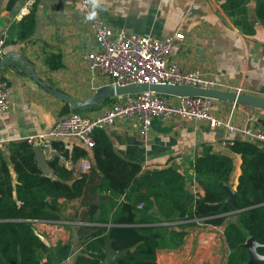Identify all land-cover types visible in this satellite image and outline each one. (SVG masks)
Returning a JSON list of instances; mask_svg holds the SVG:
<instances>
[{
	"label": "crops",
	"instance_id": "1",
	"mask_svg": "<svg viewBox=\"0 0 264 264\" xmlns=\"http://www.w3.org/2000/svg\"><path fill=\"white\" fill-rule=\"evenodd\" d=\"M222 2L100 0L95 10L114 33L124 30L126 33L149 35L154 40L182 33L184 39L174 40L168 61L183 70H198L206 77L217 79L218 90L239 91L264 99V26L255 16V0H249L246 7V19L252 30L235 27L232 18L223 12ZM7 4L8 0H0V31L7 34L4 53L22 57L44 83L76 100L88 99L99 88L110 84L107 76L91 73L84 58L88 52L97 50L98 44L79 8V0H37L30 9L25 7V0H15L10 7ZM30 11L34 13V28L30 36L22 37L19 24ZM11 65L0 71V78L7 82L10 91V108L0 114L1 147L46 132L64 116L63 108H69L44 89L20 64L17 68ZM114 100L115 97L106 98L80 113L94 118L109 108ZM71 111L69 108V113ZM210 111L223 120H229L231 125L264 129L262 109L212 99ZM99 130L105 133L113 150L123 160L138 163L142 172L171 166L187 178L189 191L201 196L204 192L195 181L192 162L210 151L230 154L233 169L226 185L236 193L241 158L230 152L227 141L243 139L238 132L213 128L205 121L179 117L163 119L159 116L152 118L146 137L141 134L137 118L117 119ZM54 142V157L65 168L73 169V175L80 174L76 170L79 160L86 159L93 164L90 148L82 146L76 139ZM254 142L264 150V141ZM73 147L87 151L88 157L72 162ZM63 152L68 154L67 158ZM89 173L92 183L83 196L59 199L57 220L34 223L37 231L52 236L49 247L58 242L71 243V256L61 264H72V257L80 250L84 238L80 230L100 225L96 221L100 210L90 213L88 207L99 199L90 187L96 185L102 175ZM47 174H52L50 168ZM105 213L103 210L102 214ZM231 213L236 214L237 211ZM217 246H223L227 255L222 227L199 223L189 228L178 248L158 249L156 262L215 263ZM102 264H108V259Z\"/></svg>",
	"mask_w": 264,
	"mask_h": 264
},
{
	"label": "trees",
	"instance_id": "2",
	"mask_svg": "<svg viewBox=\"0 0 264 264\" xmlns=\"http://www.w3.org/2000/svg\"><path fill=\"white\" fill-rule=\"evenodd\" d=\"M14 1L8 0L7 7ZM248 2L223 0L221 4L233 25L242 30H252L246 19ZM254 7L257 20L264 26V0H255ZM34 21L32 11L24 16L19 24L22 37L31 35ZM62 113L68 114L69 108L65 106ZM93 139L91 169L77 175L58 163L57 157L47 161L52 174H44L26 140L0 146V264H61L71 256L69 241L46 247L34 234V223L57 220L60 198L83 196L92 183L89 172L102 175L90 187L99 199L88 207L90 213L100 210L96 218L100 225L80 230L84 238L72 264H102L108 259L106 236L113 250L126 251L108 259V264H158L157 250L178 248L189 228L199 223L222 227L228 250L223 264H247L246 241L264 242V150L254 141H227L230 152L241 158L236 186L240 211L233 214L224 189L233 169L230 154L210 151L192 162L195 181L204 192L201 196L189 191L185 176L175 168L142 172L138 163L116 154L102 130L94 131ZM72 152V162L88 157V152L78 147ZM62 155L68 157L66 152ZM256 250L264 255V245Z\"/></svg>",
	"mask_w": 264,
	"mask_h": 264
},
{
	"label": "built area",
	"instance_id": "3",
	"mask_svg": "<svg viewBox=\"0 0 264 264\" xmlns=\"http://www.w3.org/2000/svg\"><path fill=\"white\" fill-rule=\"evenodd\" d=\"M37 0H25L30 9ZM79 8L89 28L94 34L98 49L88 52L84 58L91 73L108 77L110 84L123 86L132 83L157 85H188L203 89H217V79L206 77L198 70H183L176 63L168 61L174 40H183L182 33H175L163 40H154L149 35L126 33L119 30L114 33L101 18L89 0H79ZM95 11L92 20L87 19ZM6 31H0V59L4 55ZM237 93H240L237 91ZM9 87L0 78V114L10 108ZM212 99L207 97L166 96L154 92H137L115 96L102 114L91 118L78 112H70L58 118L46 132L26 137V142L38 146L46 161L56 154L53 142L58 139H76L82 146L91 148L94 144L93 133L103 129L117 119L137 118L143 137L149 130L152 118H182L189 121H205L210 127L221 128L240 133L250 141H264V129L231 125L210 111ZM226 142H223L225 144ZM91 163L79 160L76 170L87 173Z\"/></svg>",
	"mask_w": 264,
	"mask_h": 264
},
{
	"label": "water",
	"instance_id": "4",
	"mask_svg": "<svg viewBox=\"0 0 264 264\" xmlns=\"http://www.w3.org/2000/svg\"><path fill=\"white\" fill-rule=\"evenodd\" d=\"M11 63H15V65H11ZM20 64L24 70L30 74L39 84H41L44 89H46L49 93L53 94L56 98L62 100L65 104L69 106L71 110L74 109H84L89 107L90 105L98 104L102 102L104 99L109 97H115L124 94H132L137 92H154L166 96H177V97H207L215 100H224L229 101L231 103L247 105L250 107H254L257 109L264 110V99L243 94L237 92H229L218 89H203L196 88L188 85H157V84H147V83H132L123 86H118L114 84H108L104 87L99 88L95 93L85 100H76L68 96L67 94L59 91L58 89L51 88L47 83H44L35 73L34 69L31 67L30 63L22 57H18L13 55L12 53H4L3 57L0 59V71L6 67L11 65L13 68H17L18 64ZM17 64V65H16ZM246 141H250L246 139ZM34 152L35 161L39 167V169L47 174L49 172V167L47 165V161L43 156L42 150L38 146L32 147ZM185 185H189V181L185 178ZM224 189L228 194V198L226 202H228L233 211H240L239 205L236 200V193L230 189L229 186L224 185ZM34 234L39 238V240L46 246L49 247L50 243L47 238H45L40 232H38L35 228H33ZM264 242H257L256 240L249 238L245 247L248 249L249 258L247 264H258L259 260H264V255H261L257 252L258 246H263ZM126 253L123 251H115L110 246L109 236L105 238V254L108 259H115L117 256L124 255Z\"/></svg>",
	"mask_w": 264,
	"mask_h": 264
},
{
	"label": "rangeland",
	"instance_id": "5",
	"mask_svg": "<svg viewBox=\"0 0 264 264\" xmlns=\"http://www.w3.org/2000/svg\"><path fill=\"white\" fill-rule=\"evenodd\" d=\"M36 229V228H35ZM39 232V231H38ZM42 234V233H41ZM45 238H47L48 242L50 243V239L52 236L50 235H45V234H42ZM195 250V249H194ZM211 250V249H210ZM216 254L215 256L216 259H215V263H208V264H223L224 263V260L226 258V251H225V248L223 246H217V250H216ZM203 262H204V259H203Z\"/></svg>",
	"mask_w": 264,
	"mask_h": 264
},
{
	"label": "clouds",
	"instance_id": "6",
	"mask_svg": "<svg viewBox=\"0 0 264 264\" xmlns=\"http://www.w3.org/2000/svg\"><path fill=\"white\" fill-rule=\"evenodd\" d=\"M89 2L92 4L93 8L95 9L96 7L99 6L100 4V0H89ZM96 16V12L92 11L89 16L87 17V19L92 20L93 18H95Z\"/></svg>",
	"mask_w": 264,
	"mask_h": 264
}]
</instances>
